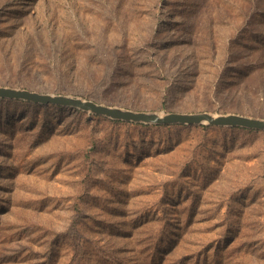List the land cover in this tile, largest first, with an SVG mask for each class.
Wrapping results in <instances>:
<instances>
[{"label":"rangeland","instance_id":"1","mask_svg":"<svg viewBox=\"0 0 264 264\" xmlns=\"http://www.w3.org/2000/svg\"><path fill=\"white\" fill-rule=\"evenodd\" d=\"M0 84L264 117V0H0ZM141 124L0 98V264H264V131Z\"/></svg>","mask_w":264,"mask_h":264},{"label":"water","instance_id":"2","mask_svg":"<svg viewBox=\"0 0 264 264\" xmlns=\"http://www.w3.org/2000/svg\"><path fill=\"white\" fill-rule=\"evenodd\" d=\"M0 98L25 100L43 105L70 106L90 114L134 123L155 125L206 124L215 127H242L264 131V117L235 112L135 110L124 106L98 102L75 94L45 92L3 84H0Z\"/></svg>","mask_w":264,"mask_h":264},{"label":"trees","instance_id":"3","mask_svg":"<svg viewBox=\"0 0 264 264\" xmlns=\"http://www.w3.org/2000/svg\"><path fill=\"white\" fill-rule=\"evenodd\" d=\"M119 122V121H117ZM127 122V121H126ZM129 123V122H127ZM141 126H144V127H176V126H184V127H188V128H198V127H201V128H210V127H213L211 125H206V124H201V125H142ZM241 129H244V130H248V131H254L252 129H245V128H241Z\"/></svg>","mask_w":264,"mask_h":264}]
</instances>
